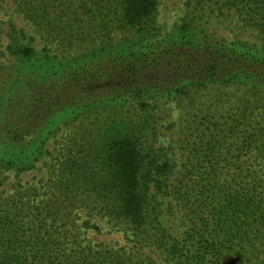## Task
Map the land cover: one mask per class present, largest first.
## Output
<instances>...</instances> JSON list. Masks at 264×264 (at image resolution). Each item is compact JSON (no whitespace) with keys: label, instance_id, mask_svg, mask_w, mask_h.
<instances>
[{"label":"trees","instance_id":"trees-1","mask_svg":"<svg viewBox=\"0 0 264 264\" xmlns=\"http://www.w3.org/2000/svg\"><path fill=\"white\" fill-rule=\"evenodd\" d=\"M4 1H11L34 26L62 44L106 38L110 27L128 37L108 40V47L79 57L68 68L70 73H64L62 65L50 66L60 74L55 82L72 84L73 93L102 91L108 101H125L154 112L196 88L230 84L264 90V58L247 50L243 42H214L196 31L184 37L187 43L157 39L149 26L157 0H0V7ZM193 3L224 9L264 34V0ZM12 28L8 52L21 62L30 61L34 51L19 44L23 32ZM75 106L64 109H81ZM256 106L213 108L208 112L213 117L194 120L200 112L196 109L191 116L194 127L189 136L195 143H188L170 187L177 213L187 223L179 238L160 227L152 215L148 186L141 184L147 175L148 184L159 192L157 175L166 171L169 178L171 171L164 149L154 145L156 123L139 127L140 122L125 132L109 133L98 164L90 165L91 177L77 164L85 147L78 143L74 145L78 152H68L75 154L72 163L80 166V177L92 178L91 182L72 186L66 167L70 160L64 159L59 183L51 182L42 199L36 189L0 195V264H141V251L154 246L171 250L176 261L229 264L264 234V110ZM55 121L45 129L50 125L60 129ZM36 152H8L4 163L28 172ZM73 192L75 196L68 198ZM80 208L106 215L115 228L128 233L129 253L82 245L73 217Z\"/></svg>","mask_w":264,"mask_h":264},{"label":"rangeland","instance_id":"rangeland-1","mask_svg":"<svg viewBox=\"0 0 264 264\" xmlns=\"http://www.w3.org/2000/svg\"><path fill=\"white\" fill-rule=\"evenodd\" d=\"M149 26L159 40L187 43L184 37L196 31L214 42H243L247 50L257 53L258 58H264L263 33L245 26L224 9L218 11L214 6L208 9L199 7L194 5L193 0H157ZM12 27L17 32H23L19 44L34 51L30 61L21 62L8 52ZM110 28H107L109 34L104 35L106 38L62 44L34 26L15 9L11 1H4L0 7V195L7 197L17 191L36 189L39 199H42L51 182L59 183V169L64 159L70 160L66 167L70 171L72 186L89 183L92 178L80 177V166L72 163L75 154H68L70 150L74 152L75 144L85 147L77 164L85 167V175L91 177V174L88 176L90 165L98 164L109 133L117 130L125 132L140 122L139 127H144L145 122L156 123L153 126L156 129L153 132L154 145L157 149H164L171 175L165 178L166 171L157 175L159 192L153 190V183L148 184L147 175L141 179V184L148 186L152 215L156 216L160 227L172 237L179 238L187 223L183 215L177 213L179 210L171 200L170 187L178 177L186 155L185 149L190 148L188 143H195L194 138L189 136L194 127L191 125V116L197 109L200 112L195 114L194 120L202 117L209 119L213 116L208 112L213 108L224 110L227 106L243 107L244 103H257L256 107L264 110V90L260 86L250 85L206 86L192 89L181 98L170 99L159 111L153 112L125 101H108L102 91L73 93L72 84L56 83L60 74L56 69L51 70L50 66L62 65L64 73H70L68 68L74 66L72 62L76 63L79 57L108 47L110 40H128L124 33ZM75 105L81 106V109H64ZM52 120H56L54 123L59 125L57 131L51 125L45 129ZM20 149H26L27 153L37 150L32 162L33 168L25 173H20L19 168L9 169L4 163L8 152L19 155ZM163 165L166 166V163ZM72 196H75V192L68 195V198ZM77 197L86 198L85 195ZM73 217L79 228V241L82 245L113 253H129L127 249L131 243L128 242V233L115 228L106 215L80 208L75 210ZM141 252V264H197L183 258L176 261V257L155 246L146 247ZM229 264H264V234L259 236L256 243L242 248L238 257Z\"/></svg>","mask_w":264,"mask_h":264}]
</instances>
